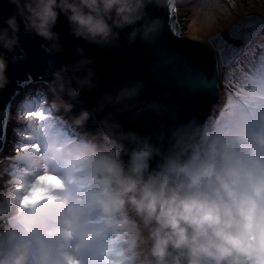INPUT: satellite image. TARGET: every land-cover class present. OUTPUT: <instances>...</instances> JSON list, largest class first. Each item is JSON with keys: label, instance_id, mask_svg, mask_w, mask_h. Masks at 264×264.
<instances>
[{"label": "clouds", "instance_id": "clouds-1", "mask_svg": "<svg viewBox=\"0 0 264 264\" xmlns=\"http://www.w3.org/2000/svg\"><path fill=\"white\" fill-rule=\"evenodd\" d=\"M6 2L14 11L0 15V91L11 83V60L25 56L21 26L52 55L65 51L54 30L61 15L74 39L98 48H122L125 29H131L124 32L128 45L152 43L162 30L160 18L147 12L162 0ZM74 57L52 74L49 88L57 109L69 114L72 101L99 85L84 48L76 46ZM36 85L49 87L32 84L27 91ZM145 87L136 80L93 97L90 110L66 120L79 133L69 139L26 113L42 143L39 152L29 149L31 174L0 186V264H264V108L235 110L223 120L219 113L194 117L170 129L163 145L116 118L136 108ZM160 108L147 101L137 112ZM93 115L98 131H80ZM9 117L7 109L0 112V119ZM45 167L63 187L52 190L53 199L23 206L29 184Z\"/></svg>", "mask_w": 264, "mask_h": 264}, {"label": "water", "instance_id": "water-1", "mask_svg": "<svg viewBox=\"0 0 264 264\" xmlns=\"http://www.w3.org/2000/svg\"><path fill=\"white\" fill-rule=\"evenodd\" d=\"M13 11L14 8L6 0H0V15L7 17ZM147 12L149 17L160 18L162 30L159 36L152 43L138 39L134 44L128 45L124 32L131 29H125L120 34L122 48H98L83 40L74 39L69 34L66 18L61 15L54 29L60 34L65 47L61 55L46 52L42 47L44 41L25 34L21 26L20 45L25 56L10 62L7 75L11 83L0 91V112L5 109L10 111L12 101L28 85L45 83L50 88L52 74L75 58L74 50L79 45L84 48V55L95 61L99 85L92 93L82 94L78 100L72 101L75 107L71 116L77 115L82 109L90 110L93 97L108 90L110 86L119 87L126 82L142 80L146 87L134 102L136 108L116 117L125 129L142 137H151L153 143L166 145L169 130L177 124L194 117L199 121L212 117L220 97L219 70L226 65L211 41L216 37H223L228 44L240 47L242 41L232 38L230 31L242 21L264 20V17L257 14L243 16L226 30L204 42L198 38H190L182 30L177 3H173V0H162L161 6H149ZM177 29L182 38L173 34ZM255 43L256 41L253 45ZM188 73H199L205 84L201 86L190 79ZM63 99L67 100L68 97L63 95ZM147 101H158L161 108L159 111H140L138 114L137 109H142L143 102ZM98 120L99 116L93 115L84 127L95 133L99 127ZM6 129L7 120L0 119V152L5 146Z\"/></svg>", "mask_w": 264, "mask_h": 264}, {"label": "rangeland", "instance_id": "rangeland-1", "mask_svg": "<svg viewBox=\"0 0 264 264\" xmlns=\"http://www.w3.org/2000/svg\"><path fill=\"white\" fill-rule=\"evenodd\" d=\"M255 1L256 3L261 2L262 5L256 4V6H254L253 2ZM215 2L217 3L218 8L222 10L218 13L219 17H222L224 22H226L223 27L219 26V22H215L214 24L210 23L209 15L207 16V13L213 9V4ZM177 7L180 17L179 19H181L180 23L186 33L192 29L191 33L189 32V35L204 42H207L211 36L226 30L243 16L257 14L264 17V0H182V3H177ZM232 11L233 14H231ZM200 16L203 18L202 21ZM197 17V26L195 27L194 23ZM203 28L206 29V34L200 33ZM256 41V44L249 49L248 53L240 55L236 58V61L231 67L222 68L221 66L220 97L216 103L213 116L219 113L220 119H225L231 111H233L252 93L253 89L242 86L240 76L242 72L248 71L249 61L253 59L251 53H255L256 59L259 58L262 50L258 47V45L260 43H264V32L261 33L260 37ZM31 88L34 91H37L38 89L41 91V94H39L40 96H38L37 104L33 105L35 107L24 108L25 104H28L29 101H31L29 98L22 100L21 97H19L13 102L14 106L11 104L9 112L10 117L13 116L16 119L10 123H8L10 117L7 119L6 137L11 140L6 139L5 137V146L2 154L0 155V186L5 185V183L9 180V177L24 174L22 171L23 164L18 160L16 145L30 143V141L22 139L23 135L30 134V126L34 124V121H31L26 117L27 112L43 108L46 117H48L46 120L47 124L51 125L49 130H54L64 139L73 138L79 134L66 123V120L69 119L71 115L57 109L56 103H54V100L56 99H53V93H48L49 87H38V85H36V87ZM26 92L27 89L22 92V94L24 93V97ZM44 95L47 96L43 97ZM11 125H16V127L14 128ZM80 131H83V129ZM16 132H18L16 135H11ZM5 167H10L11 170L6 172ZM2 171L3 173H1ZM57 172L62 174V170L59 168H57Z\"/></svg>", "mask_w": 264, "mask_h": 264}, {"label": "snow or ice", "instance_id": "snow-or-ice-1", "mask_svg": "<svg viewBox=\"0 0 264 264\" xmlns=\"http://www.w3.org/2000/svg\"><path fill=\"white\" fill-rule=\"evenodd\" d=\"M260 21L264 20L242 21L230 31L229 35L232 36V38L242 41L240 47L228 44L223 37H216L211 41L213 46L219 50L221 56L224 58L226 67L230 63L235 62L238 56L248 53L259 34L264 32V23ZM173 34L177 35V38H182L178 29ZM258 47L262 50L259 58L256 59L255 53H251L253 59L249 61L248 71L242 72L240 76L242 86L250 87L253 91L240 105L231 111L228 116L235 110H246L250 114H254L258 109L264 108V43H260ZM188 77L200 83L201 86L205 84L203 77L199 73H188ZM27 113L29 117H34L42 122L48 119L43 108L39 111H29ZM50 127L51 125H48V128ZM22 139L30 141V143L16 145L18 160L25 165L22 169L24 174L30 175L32 170L26 164V160L30 158L29 149L31 148L39 152L42 142L34 137L33 134H25L22 136ZM34 139H37L36 143H32ZM22 153L25 155H22ZM43 154L44 153H41V155ZM45 173L46 174L38 176L35 181L29 184L28 190L22 201L23 206L32 207L45 199H53L54 197L51 196L52 190L63 187L62 178L57 177L54 173H48L47 167H45ZM17 187L20 188L21 186L17 185ZM116 254L119 255V253ZM109 264H122V262L110 261Z\"/></svg>", "mask_w": 264, "mask_h": 264}, {"label": "bare ground", "instance_id": "bare-ground-1", "mask_svg": "<svg viewBox=\"0 0 264 264\" xmlns=\"http://www.w3.org/2000/svg\"><path fill=\"white\" fill-rule=\"evenodd\" d=\"M256 4H258V5H262L261 2H257V3H256V1L253 2V5H254V6H256ZM221 11H222V10H220V9L218 8L217 3L215 2V3L213 4V9H211V11L207 13V16L209 15V22L212 23V24H214L215 22H219V26H220V27L225 26L226 22H224V19H223L222 17H219V14H218V13H220ZM233 11H234V10H233ZM233 11L231 12V14H233ZM198 14H199V13H198ZM178 16H179V13H178ZM200 17H201L200 19H201V21H202L203 18H202V16H200ZM179 18H180V17H179ZM197 19H198V17L195 19V23H194V26H195V27L197 26ZM179 21L181 22V19H179ZM180 25H181V23H180ZM206 27H208V26H206ZM181 28H182V30L186 33V31H185V29L182 27V25H181ZM191 31H192V29H190L186 34L189 35V32L191 33ZM200 33H201V34H206L207 31H206L205 28H203V29L200 31ZM189 36H190V35H189ZM48 93H52V92L49 91ZM34 96H37L36 98H38V96H40V95H34ZM45 96H47V95H44L43 97H45ZM54 97H55V96H54ZM0 154H2V150H1ZM19 166H22V165H19ZM22 167L24 168L25 165H23ZM10 170H11V168H10V167H7L6 172H7V171H10ZM5 174H6V173H5Z\"/></svg>", "mask_w": 264, "mask_h": 264}, {"label": "trees", "instance_id": "trees-1", "mask_svg": "<svg viewBox=\"0 0 264 264\" xmlns=\"http://www.w3.org/2000/svg\"><path fill=\"white\" fill-rule=\"evenodd\" d=\"M256 44V43H255ZM234 64V63H233ZM232 66V64L230 65V66H227L228 68L229 67H231ZM222 68H224V67H222ZM220 75H221V67H220ZM36 92H41L40 90H38V91H36ZM31 107V106H30ZM67 114V113H66ZM10 120H9V123L10 122H13V120L15 121V117H13V116H11V118H9ZM13 127L15 128L16 127V125H13ZM32 130H33V127H32ZM82 132H84V131H82ZM6 169H7V167H5ZM6 169H5V171H6ZM1 173H3V171L1 172Z\"/></svg>", "mask_w": 264, "mask_h": 264}]
</instances>
